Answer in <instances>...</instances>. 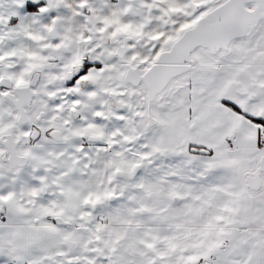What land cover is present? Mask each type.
I'll list each match as a JSON object with an SVG mask.
<instances>
[{"label": "snow or ice", "instance_id": "obj_1", "mask_svg": "<svg viewBox=\"0 0 264 264\" xmlns=\"http://www.w3.org/2000/svg\"><path fill=\"white\" fill-rule=\"evenodd\" d=\"M0 264H264V0H0Z\"/></svg>", "mask_w": 264, "mask_h": 264}]
</instances>
